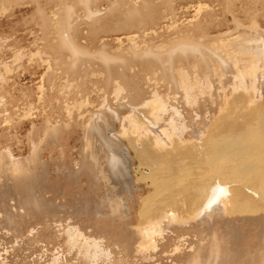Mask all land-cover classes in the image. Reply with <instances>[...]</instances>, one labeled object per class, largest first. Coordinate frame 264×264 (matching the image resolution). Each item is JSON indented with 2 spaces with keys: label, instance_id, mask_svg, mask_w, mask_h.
Listing matches in <instances>:
<instances>
[{
  "label": "rangeland",
  "instance_id": "1",
  "mask_svg": "<svg viewBox=\"0 0 264 264\" xmlns=\"http://www.w3.org/2000/svg\"><path fill=\"white\" fill-rule=\"evenodd\" d=\"M76 1L0 0V155L10 152L14 158H23L32 149L37 152L38 163L34 168L31 166L36 175L31 195L39 203L17 209L13 202L16 195L0 186V264H196L199 260L193 254L197 244L210 230L217 235L233 233L232 247L237 257L229 264H264L263 211L216 213L209 225L196 224L194 228H170L164 223L160 231L163 233L153 234V243L143 244L147 248L152 244L153 248L142 249L138 210L142 199L152 192L149 185L157 176L152 181L151 176V180L149 176L145 178L143 170L136 168L128 143L133 138L129 134L131 127L128 121L121 120L134 114L126 97L136 99L138 105L134 109L147 112L149 106H143V102L149 100L152 91L166 96H171V91L139 64L114 68L120 74L114 79L104 73L97 60L82 56L71 65L66 52L60 55L50 49L53 36L42 25L38 13L41 9L43 16L51 20L60 5L62 10L74 5L69 23L77 44L88 52L105 46L103 54L124 57L130 45L137 48L133 50H142L148 46L165 48L179 39L197 40L208 46L216 44V40L218 44L231 40L238 43L236 37L241 40L243 35L233 30L235 21L248 26L258 20L264 29V0H88L86 6ZM127 6H134L143 21L138 22L137 31L131 28L113 31L122 29L119 16L126 12ZM86 10L99 12L93 19L85 20ZM94 25L104 26V30L92 31ZM227 32L235 39L228 37L229 42L225 41ZM260 68L263 69L254 68V74L252 71L253 75L241 82L244 90L255 96L257 104L264 99V70ZM219 72L220 68L213 75L211 90L203 79L194 78L190 83L194 98H184L183 105L176 104L171 97L166 100L173 107L162 113L165 116L161 115L163 119L169 118L164 133L181 132L189 139L192 128H198L202 137L207 135L206 126L219 116L220 101L230 98L233 88L242 81L235 74H227L226 78ZM121 83L122 92L117 94ZM224 93L230 96L223 97ZM195 106L198 113L192 111ZM109 109L117 118L110 116L113 113L109 114ZM181 110L187 112L190 122L177 115ZM91 114L105 117L106 127L110 126L104 130L109 143L130 159L132 180L136 182L131 191L123 192L127 212L121 207L117 209L114 190L107 182L101 179L93 182L81 169L75 174L83 123ZM168 114L177 115L178 121L177 116L171 121ZM52 128L58 130L55 138L46 135ZM100 162L103 165L104 158ZM223 163L220 161L218 165ZM108 198L114 199L115 209L111 210ZM8 213L14 217L12 222L7 219ZM210 251L208 245L200 260H207Z\"/></svg>",
  "mask_w": 264,
  "mask_h": 264
},
{
  "label": "bare ground",
  "instance_id": "2",
  "mask_svg": "<svg viewBox=\"0 0 264 264\" xmlns=\"http://www.w3.org/2000/svg\"><path fill=\"white\" fill-rule=\"evenodd\" d=\"M55 1L61 0H51V2ZM76 3L86 6L88 0H77ZM62 8L60 5L51 20H47L43 16L42 10L38 9L39 16L43 21L42 25L51 30L50 34L53 36L52 43H48L51 50H55L60 55L62 52H66L71 65L82 56L97 60L104 73L107 72L108 76L111 75L113 79L120 76L114 72V68L122 69L139 64L145 70L153 72L154 79L164 83L171 91V96L152 91L149 100L143 102V106H149L147 112L134 109L138 105L136 99L125 96L127 105L128 107L132 105L134 114L123 117L121 121H128L129 128L131 127L129 134L131 136L133 134V138L128 139V143L137 162L136 168L143 170L145 178L151 176L152 181L155 176L158 177H156V181L161 178L158 183L155 180V183H150L152 192L150 191L151 193L142 199L141 208L138 210V233L142 240V249L143 244L153 243L152 235L159 234L164 223L165 227L170 228L186 226L194 228L196 224L199 226L209 225L216 213L237 214L246 213V211H250V213L263 211L262 213H264V99L261 101L262 103L257 104L254 100L255 96L250 94L251 91L244 90V87L241 86L245 77L254 74V68L260 66L263 68L260 69L264 70V29L260 27L258 20L251 21L248 26L235 21L234 25H236L233 30L243 35V39L240 37L241 40L236 37V40L240 41H237L238 43H233L234 40H231V43L228 44L224 41L218 44V40H216L218 45L208 46L197 40L179 39L165 48L148 46L142 50H133L137 48L130 45L127 47L124 57H113L103 54L102 50L105 49V46L99 51L88 52L84 50L85 47L78 45L73 33H70L69 20L72 17L71 12L74 10V5L68 6L65 10ZM98 12L99 10L87 11L84 16L85 20L93 19ZM119 18H122V29H112L113 31H127L128 28L136 30L138 22L143 21L141 13L134 6H127L126 12ZM91 29L100 32L104 30V26H92ZM230 33L228 35L225 33L227 38L233 37L230 36ZM228 40L229 38L225 39V41ZM184 64L187 67H184ZM219 68L221 75L226 77L227 74L230 76L235 74L234 77L242 81H238L240 84L238 83L233 88L231 96L224 93L223 97L229 95L230 98L223 102L220 101V110L217 106L220 111H217L219 116L216 118L213 116L214 120L209 126H206L207 135L202 137L199 133L201 131L198 128H192L191 124L190 135L193 139L190 136L189 139H185L181 130L178 134L170 135L165 129L169 135L164 133L168 117L165 120L161 118V115H164L162 113L168 108L173 107H169L167 104L168 99L173 98L179 105H183L184 98L191 97L193 99V88L190 83L194 82V78L203 79L204 85L208 84L211 90L213 75ZM108 80L109 78H106V81ZM225 83H228L227 79ZM120 85L116 89L117 94L122 92L124 84ZM223 86L225 87V85ZM209 93L215 95L211 91ZM163 97H165L164 100ZM210 98L213 101V97ZM194 110L198 113V106L193 107L192 111ZM111 112L113 114L110 116L115 115L112 110L109 111V114ZM176 113L179 117L183 116L184 119H189L187 122H190L186 111L181 110L180 114ZM174 114L172 115L175 116ZM102 117L103 115L91 114L83 123L80 158L77 163L79 167L75 166L77 169L75 174H78L81 169L93 182L98 179L107 182V186L114 190L117 209L121 207L123 211L127 212L128 208L123 192L127 189L131 191L136 181L132 180L128 155L121 154L122 151L119 153V148V150L114 149L104 134V130L109 125L106 127L105 117ZM113 117L117 118V116ZM172 117L171 121L175 120V118L172 120ZM178 119L177 116L176 120L178 121ZM175 122L172 124L175 125ZM181 125L179 128L182 127ZM197 125L200 126V124ZM149 128L152 131L147 130ZM57 131L56 128H52L46 135L55 138ZM123 132L121 131L122 135ZM8 153L10 152L0 155V179L3 180V183L0 184L1 188H6L16 195L13 202L17 209L38 205V201L31 195L36 179L33 165L38 163L37 152L32 149L28 156L23 158H14ZM103 158L104 164L102 165L100 159L102 161ZM220 161L225 164L218 165ZM144 170H147L148 174H145ZM139 175L142 178V175ZM141 178L137 177L136 179L140 180ZM113 200L107 199V203L111 204V210L116 208ZM6 203L7 201L4 200V204ZM7 219L12 222L14 217L8 213ZM160 225L161 228H157ZM233 242L232 232L217 235L210 230L206 233V237L197 244L193 254V257L199 260L196 264H229V261L233 262L237 257V253L232 247ZM208 245L211 250L208 259L200 260ZM151 246L149 247L153 248L152 244ZM262 260L264 263V256Z\"/></svg>",
  "mask_w": 264,
  "mask_h": 264
}]
</instances>
